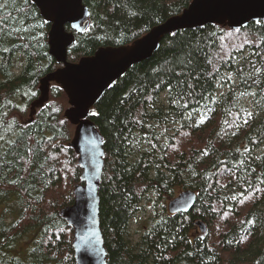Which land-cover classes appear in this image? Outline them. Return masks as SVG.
Listing matches in <instances>:
<instances>
[{
    "label": "trees",
    "instance_id": "1",
    "mask_svg": "<svg viewBox=\"0 0 264 264\" xmlns=\"http://www.w3.org/2000/svg\"><path fill=\"white\" fill-rule=\"evenodd\" d=\"M190 1L82 0L88 24L73 32L68 60L129 45ZM49 27L31 0H0V264H75L73 229L59 212L73 203L81 168L61 87L51 81L31 114L40 80L60 66ZM90 119L104 149L106 264H264L263 21L164 36L106 89ZM176 189L196 192L192 210L169 214L162 203L133 241L141 204Z\"/></svg>",
    "mask_w": 264,
    "mask_h": 264
},
{
    "label": "water",
    "instance_id": "2",
    "mask_svg": "<svg viewBox=\"0 0 264 264\" xmlns=\"http://www.w3.org/2000/svg\"><path fill=\"white\" fill-rule=\"evenodd\" d=\"M31 1L49 23L48 52L60 65L40 80L39 89L41 95L48 94V84L52 81L67 96L69 106L63 115L74 126L70 146L81 168L80 183L73 190V203L62 208L59 214L73 229L75 264H106L98 196L104 149L102 137L90 119L93 106L131 66L148 59L164 36L206 24L237 30L251 22H264V0H191L179 14L153 26L131 44L99 47L92 55L76 62L68 60L67 52L75 40L73 32H83L88 24V10L82 0ZM67 25L71 31L66 29ZM196 197L191 189L181 190L168 201L166 210L169 214L188 213ZM195 225L200 233L207 231L203 221L198 220Z\"/></svg>",
    "mask_w": 264,
    "mask_h": 264
},
{
    "label": "rangeland",
    "instance_id": "3",
    "mask_svg": "<svg viewBox=\"0 0 264 264\" xmlns=\"http://www.w3.org/2000/svg\"><path fill=\"white\" fill-rule=\"evenodd\" d=\"M47 96H48L47 93H44V95H41L39 101L34 103L32 110H31V114L34 111L35 107L38 105V103L40 104L42 101H45ZM180 191L181 190L176 189L175 192L173 193V196H176ZM150 199H151V201H145L141 204L142 210L131 221L130 231H131V237H132L131 239L133 241H135L139 237V235L136 234V232H135L137 227H138V224L143 223L146 219H148L150 216H152L154 211H158L160 209L162 203L164 204V209L167 212L166 206H167L168 201L171 198L170 199H168V198H154L151 196ZM3 208H4L3 205L0 204V215H1L2 211L4 210ZM195 231L198 234H205L207 232L206 231L205 233H200L198 228H196ZM27 240H28L27 237L24 238L23 241L20 243V245L24 246L26 244Z\"/></svg>",
    "mask_w": 264,
    "mask_h": 264
},
{
    "label": "snow or ice",
    "instance_id": "4",
    "mask_svg": "<svg viewBox=\"0 0 264 264\" xmlns=\"http://www.w3.org/2000/svg\"><path fill=\"white\" fill-rule=\"evenodd\" d=\"M42 7H43V3H42ZM257 71H259V70H257ZM229 78H231V77H229ZM169 91H171V89H169ZM32 95H35V93H32ZM184 106L187 107V104H185ZM93 115H96V113H93ZM251 115H252L251 113H248L249 118H251ZM247 122H248L247 120L244 121V123H247Z\"/></svg>",
    "mask_w": 264,
    "mask_h": 264
}]
</instances>
